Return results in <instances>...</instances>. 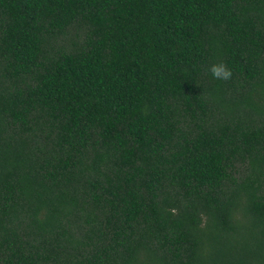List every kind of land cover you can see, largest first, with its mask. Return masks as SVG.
Instances as JSON below:
<instances>
[{"label": "trees", "instance_id": "16d2710c", "mask_svg": "<svg viewBox=\"0 0 264 264\" xmlns=\"http://www.w3.org/2000/svg\"><path fill=\"white\" fill-rule=\"evenodd\" d=\"M0 264H264V0H0Z\"/></svg>", "mask_w": 264, "mask_h": 264}, {"label": "clouds", "instance_id": "9594fccd", "mask_svg": "<svg viewBox=\"0 0 264 264\" xmlns=\"http://www.w3.org/2000/svg\"><path fill=\"white\" fill-rule=\"evenodd\" d=\"M208 71L214 79L228 81L232 77L231 69L223 62L211 65Z\"/></svg>", "mask_w": 264, "mask_h": 264}]
</instances>
